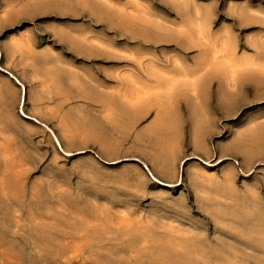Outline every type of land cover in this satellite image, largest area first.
Returning <instances> with one entry per match:
<instances>
[{
  "label": "crops",
  "instance_id": "crops-1",
  "mask_svg": "<svg viewBox=\"0 0 264 264\" xmlns=\"http://www.w3.org/2000/svg\"><path fill=\"white\" fill-rule=\"evenodd\" d=\"M70 8L71 0H0V135L32 145L38 160L46 149L67 169L101 168L112 208L161 197L210 222L215 210L245 208L264 158H246V128L226 137L229 87L215 85L216 69L206 68L214 60L167 57L150 37L162 27L134 42L112 23L71 24L83 14Z\"/></svg>",
  "mask_w": 264,
  "mask_h": 264
},
{
  "label": "rangeland",
  "instance_id": "rangeland-1",
  "mask_svg": "<svg viewBox=\"0 0 264 264\" xmlns=\"http://www.w3.org/2000/svg\"><path fill=\"white\" fill-rule=\"evenodd\" d=\"M70 9L83 14L67 17L71 24L112 23L134 42L162 27L166 34L150 37L167 57L214 60L206 68L216 69L215 85L229 87L226 137L246 128V158H264V0H71ZM16 144L0 135V264H264V177L245 208L215 210L210 222L206 211L161 197L112 208L107 172L67 169L58 153L45 149L38 160L32 145Z\"/></svg>",
  "mask_w": 264,
  "mask_h": 264
}]
</instances>
